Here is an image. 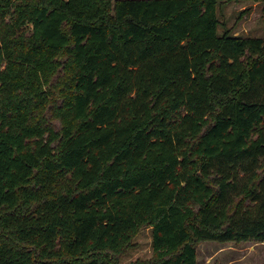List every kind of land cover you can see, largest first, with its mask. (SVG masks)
Instances as JSON below:
<instances>
[{
    "label": "trees",
    "instance_id": "1",
    "mask_svg": "<svg viewBox=\"0 0 264 264\" xmlns=\"http://www.w3.org/2000/svg\"><path fill=\"white\" fill-rule=\"evenodd\" d=\"M228 1L0 0V264L264 242V37Z\"/></svg>",
    "mask_w": 264,
    "mask_h": 264
},
{
    "label": "rangeland",
    "instance_id": "2",
    "mask_svg": "<svg viewBox=\"0 0 264 264\" xmlns=\"http://www.w3.org/2000/svg\"><path fill=\"white\" fill-rule=\"evenodd\" d=\"M246 8H250L249 12ZM218 14L234 34L264 37V1H228L219 4ZM223 30L221 26L220 31ZM152 256V228L144 226L135 236L134 245L120 260L121 264H133L137 259H149ZM198 264H264V242L202 241L198 243Z\"/></svg>",
    "mask_w": 264,
    "mask_h": 264
}]
</instances>
